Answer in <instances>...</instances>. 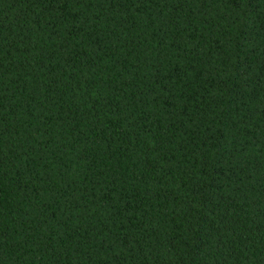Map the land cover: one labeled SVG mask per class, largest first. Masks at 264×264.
<instances>
[{
    "label": "trees",
    "instance_id": "trees-1",
    "mask_svg": "<svg viewBox=\"0 0 264 264\" xmlns=\"http://www.w3.org/2000/svg\"><path fill=\"white\" fill-rule=\"evenodd\" d=\"M0 264H264V0H0Z\"/></svg>",
    "mask_w": 264,
    "mask_h": 264
}]
</instances>
